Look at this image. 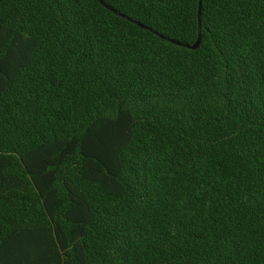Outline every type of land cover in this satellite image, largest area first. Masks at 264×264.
<instances>
[{"label": "trees", "instance_id": "1", "mask_svg": "<svg viewBox=\"0 0 264 264\" xmlns=\"http://www.w3.org/2000/svg\"><path fill=\"white\" fill-rule=\"evenodd\" d=\"M102 1L0 0V264H264V0Z\"/></svg>", "mask_w": 264, "mask_h": 264}, {"label": "water", "instance_id": "2", "mask_svg": "<svg viewBox=\"0 0 264 264\" xmlns=\"http://www.w3.org/2000/svg\"><path fill=\"white\" fill-rule=\"evenodd\" d=\"M98 2L101 3L102 6H104V7L107 8L108 10L112 11V12L115 13V14H118V12H117L116 10H114L112 7L108 6V5H107L106 3H104L102 0H98ZM201 5H202V0H200V2H199V27H200V28H201V24H200V21H201ZM119 15H120V17H122L123 19H127L128 21L134 23L135 25H137V26H139V27H141V28H143V29L150 30V29L147 28L146 26L142 25V24L139 23V22H136V21H134V20H131L130 18L126 17L125 15H122V14H119ZM160 37H161L162 39H166V38L163 37V36H160ZM168 40H169V42H171V43H173V44H175V45L183 46V47H185V48H187V49H190V50H196V49H198V47L200 46V43H201V34H199L197 41H196L193 45H184V44H181V43L176 42V41H174V40H170V39H168Z\"/></svg>", "mask_w": 264, "mask_h": 264}]
</instances>
